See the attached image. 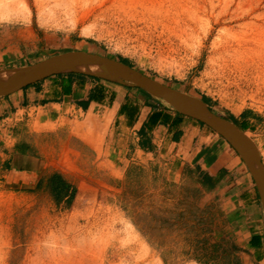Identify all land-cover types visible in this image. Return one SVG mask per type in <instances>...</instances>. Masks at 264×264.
<instances>
[{
	"label": "rangeland",
	"instance_id": "1",
	"mask_svg": "<svg viewBox=\"0 0 264 264\" xmlns=\"http://www.w3.org/2000/svg\"><path fill=\"white\" fill-rule=\"evenodd\" d=\"M9 5L0 8V71L69 53L105 56L204 97L222 116L264 118V0ZM67 139L47 137L49 169L71 173L79 201L0 184V264H243L242 242L197 179H174L152 161L118 179L106 156L81 143L82 153L71 152Z\"/></svg>",
	"mask_w": 264,
	"mask_h": 264
},
{
	"label": "crops",
	"instance_id": "2",
	"mask_svg": "<svg viewBox=\"0 0 264 264\" xmlns=\"http://www.w3.org/2000/svg\"><path fill=\"white\" fill-rule=\"evenodd\" d=\"M221 117L249 135L264 167V118L250 110ZM54 134L76 144L71 152L87 147L106 156L118 179L149 161L174 179L194 177L242 242L243 264H264L262 194L240 156L206 124L135 87L78 74L45 78L0 97V184L55 200L48 185L60 177L69 189L56 201L70 204L73 195L77 202L83 191L71 173L49 169L47 137Z\"/></svg>",
	"mask_w": 264,
	"mask_h": 264
},
{
	"label": "water",
	"instance_id": "3",
	"mask_svg": "<svg viewBox=\"0 0 264 264\" xmlns=\"http://www.w3.org/2000/svg\"><path fill=\"white\" fill-rule=\"evenodd\" d=\"M82 54L86 56V59L84 61L75 65H70L68 67L60 66L54 63L55 60L63 57V54L54 58H50L48 60L31 64L29 66L1 70L0 77H2V79L0 81V97L12 93L36 81L52 76L67 74L91 76L100 80H106L141 89L151 96L165 101L167 105H169L177 112L197 119L200 122L206 124L215 133L225 139L235 150V152L240 156L249 171L252 173L256 184L262 194L264 204V167L261 162V157L253 143L250 148L241 144L237 140V138L225 127L226 123L230 124L227 119L212 113L210 111V107L200 98H196L194 96L176 90L170 86H167L161 82H158L133 69L123 61L115 60L105 56L88 55L84 53ZM102 66L114 67L116 70L124 74L126 80L121 81L110 79L108 77L96 76L92 72V70ZM31 73L40 74L41 76L29 80L18 88L10 89L13 81L18 76L28 75Z\"/></svg>",
	"mask_w": 264,
	"mask_h": 264
},
{
	"label": "bare ground",
	"instance_id": "4",
	"mask_svg": "<svg viewBox=\"0 0 264 264\" xmlns=\"http://www.w3.org/2000/svg\"><path fill=\"white\" fill-rule=\"evenodd\" d=\"M9 1L10 0H0V8H8L10 6ZM85 59H86V56L83 55L82 53H69V54H64L63 57L55 60L54 63L57 65H60V66L68 67L70 65H75V64L81 63ZM92 72L98 77H108L110 79L121 80V81L126 80L124 74L121 73L120 71L116 70L112 66H102V67L93 69ZM39 76H41V75L40 74H33V73L28 74V75H20L13 81L10 89L18 88V87L22 86L23 84H25L26 82H28L29 80L37 78ZM1 79H2V77H0V81H1ZM163 102L166 103L165 101H163ZM225 127L237 138V140L241 144H243L249 148L251 147L252 141L246 133H243V132H240V131L234 129L228 123L225 124ZM85 252H86V250H85ZM48 256L53 258L54 254L49 253ZM30 260H31L30 258H27L26 264Z\"/></svg>",
	"mask_w": 264,
	"mask_h": 264
},
{
	"label": "trees",
	"instance_id": "5",
	"mask_svg": "<svg viewBox=\"0 0 264 264\" xmlns=\"http://www.w3.org/2000/svg\"><path fill=\"white\" fill-rule=\"evenodd\" d=\"M124 63H126L127 65H129L127 63V61L123 60ZM130 66V65H129ZM202 101L205 102L206 104L208 103V100H206L204 97H202ZM210 111L218 116L219 115L217 112H215L212 108H210ZM49 189L51 191V194L53 195V197H55V199L59 200V199H63L66 196L67 190L69 189V185H67L60 177H53L50 181H49ZM73 195H71L70 197V202H72L73 200ZM77 201H79V198L77 199Z\"/></svg>",
	"mask_w": 264,
	"mask_h": 264
}]
</instances>
